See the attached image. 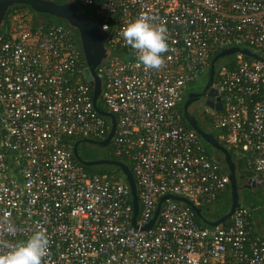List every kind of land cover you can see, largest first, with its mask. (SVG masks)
Returning <instances> with one entry per match:
<instances>
[{
  "label": "built area",
  "instance_id": "2783aa9c",
  "mask_svg": "<svg viewBox=\"0 0 264 264\" xmlns=\"http://www.w3.org/2000/svg\"><path fill=\"white\" fill-rule=\"evenodd\" d=\"M67 1L92 9L109 53L95 68L98 100L115 117L112 153L132 164L136 227L127 182L87 174L73 157L76 139L103 141L111 122L94 110L72 30L34 25L15 11L0 27V241L45 231L42 264H264V239L250 232L245 207L227 225L203 228L190 208L167 199L143 230L162 197L198 206L226 191L228 172L178 109L214 53L239 48L264 58V0ZM141 13L167 29L159 70L140 65L122 35ZM234 55L217 74L221 109L212 127L264 188V61Z\"/></svg>",
  "mask_w": 264,
  "mask_h": 264
},
{
  "label": "water",
  "instance_id": "95a60500",
  "mask_svg": "<svg viewBox=\"0 0 264 264\" xmlns=\"http://www.w3.org/2000/svg\"><path fill=\"white\" fill-rule=\"evenodd\" d=\"M15 4L27 6L31 8L32 10H34L35 12L44 13L49 16L62 19L66 21L68 25H70L71 27L77 30L80 41H81V45H82L83 55H84V58L88 66V74H89L88 77L90 79V85L93 88L92 103H93L94 110L101 117L107 118L111 122L109 133L103 141L98 142L94 140H83L82 143H86L90 147H96L98 149L106 148L109 145L114 135L115 128H116V121H115L114 116L111 113L101 111L97 108V101H98L99 93H100V80L95 73V68L104 59L107 49L103 43V39L101 37V34L99 32V29L97 27L95 20L90 15L86 14L81 9H79L77 5L69 1L64 2L62 4H58L52 0H0V24L3 20L4 14L7 8ZM236 53H239L246 57H251L254 59H259V60L264 61V58H260L256 55H253L247 49L229 48V49H225V50L218 52L211 59L209 63L207 80H206V84H205L202 94L198 96L188 95L184 98L183 103H182L183 118L186 121V123L190 126L192 131H194L201 139H203L207 144H209L214 150L219 151L223 157L222 159H223L224 164L227 167V171L229 175L230 196H231L230 207H229L228 213L216 221H209L203 217L201 210L198 209V207L194 205V203H192L191 201L185 198L165 196L159 199L158 204H157V209L154 213L152 220L147 226L143 227V230H148L154 225L159 215L162 202L167 199H171L173 201H176V202H179L181 204L188 206L194 212L195 216H197L208 227H212V228L219 226L225 220L229 219L233 215L235 210L240 207L238 186H237V179H236V169H235V164L233 163L231 156L229 154V151L215 139L212 133L206 132L202 127L198 125V123L194 120V118L187 113L188 105H190L193 101L200 99L203 96V94H205L209 90L210 86L212 85L214 81V75H215V65L218 62V60L226 58V57H230ZM211 94L217 95L215 91L210 89L208 91V95H211ZM220 109L221 108H218L217 110L219 111ZM78 145L79 143H76L73 146V155L78 161V163H80L82 166H94V165L106 164V165H115L121 169L125 177V181L127 182L130 188V193H131L132 203H133V218H132L131 223L134 227H136L135 220H136V216L138 213L137 189H136V184H135L133 175L130 172L127 165H125L122 162L110 161L106 159H96V160H91V161H84L80 158L78 154V151H77ZM217 160L220 161L221 159H217ZM248 183H249V180L247 181V185ZM259 186L263 187L262 185H259Z\"/></svg>",
  "mask_w": 264,
  "mask_h": 264
},
{
  "label": "trees",
  "instance_id": "16d2710c",
  "mask_svg": "<svg viewBox=\"0 0 264 264\" xmlns=\"http://www.w3.org/2000/svg\"><path fill=\"white\" fill-rule=\"evenodd\" d=\"M52 1H54V2H56L58 4H62L64 2H67V0H52ZM79 9H81L86 14L90 15L97 22L96 17L94 16L93 11H92L91 8H89V7H87V8L86 7H79ZM15 11H23V12L27 13L30 16L31 22L34 25H38V24H44L46 26L56 25V26H65L66 28L71 29L73 34H74L75 44H76L78 50L83 54L81 41H80L78 32H77V30L75 28H73L70 25H68L66 23V21H64L62 19H58V18L49 16V15L44 14V13L35 12L34 10H32L31 8H29L27 6H23V5H20V4H15V5H12V6L8 7L6 12H5V14H4L3 20H2V22L0 24V27H2V28L5 27L6 28L8 26L10 17L13 15V13ZM217 53L218 52H216L213 55H211L210 61ZM234 57H235V55H233L231 57H226V58L218 60V62L216 63L215 67L217 68L219 64H224V65H226L228 67V65H229L228 61L232 60ZM232 67L229 66V68H232ZM205 79L207 80V75H206ZM214 82H215V79H214ZM191 87H193V86H191ZM191 87H189V88H191ZM97 108L99 110H101V111L107 112V110L102 106V103L100 102V100L97 101ZM178 114L180 115L182 124L185 127V129L192 130L190 128V126L186 123V121L184 120L182 112H181V108L178 109ZM104 119L109 121V119H107V118H104ZM207 121H208L207 122V127H205L204 130L206 132H208V133H212L213 136L215 137V139L229 151L231 159H232L233 163L235 164L237 186H238V190H239L241 188L240 184L246 186L247 181L252 179L254 174L252 172H250V170H248L246 168L245 160L243 158L239 157L233 149L231 150L230 148H228L226 146L224 140L221 138V134L222 133L220 131H217V130L213 129V127H212L213 119L208 118ZM83 140H85V139H76L73 142V146L76 143H79V145L77 147V151H78V154H79V156H80V158L82 160H84V161L95 160L97 157L96 158L93 157L94 153L96 151H101L102 155L99 157V159H106V160H110V161L122 162L125 165H127V167L129 168L130 172L132 173V164H131V162L128 159H126L125 157L115 156L112 153L110 144L106 148L98 149L96 147H88V146L84 145V143H82ZM199 140L202 143L201 145L203 147L204 153L209 158L213 159L218 164L223 166L224 169L227 171V167H226V165L223 162V159H222L223 157H222L221 153L219 151H216V150H215L214 153L211 152L207 148L209 144H207L200 137H199ZM98 142H100V141H98ZM215 154L221 156V160L220 161L217 160V158L215 157ZM73 157H74V155H73ZM74 160L79 166L82 167V169L87 174H90V175H93V174H107L114 181H124L125 182V177H124L121 169L119 167L115 166V165H106V164H104V165H94V166H82L80 163H78V161L76 160L75 157H74ZM244 186H242V188ZM248 193L250 194V192H248ZM248 196H250V195L246 194V196H243V198H242L243 202L241 203L242 205L240 204V207H245V208L248 209L247 204L254 200L253 198H249ZM230 198H231V196H230V185H228L226 191L220 197H218L216 199V201H211L209 203H204L202 205H198L197 207H198V209L201 210V213H202L203 217L206 220L216 221V220L220 219L222 216H224L225 214L228 213L229 207H230ZM182 206L186 207V208H189L188 206H186L184 204H182ZM195 221H196V223L199 226H201L203 228H210L206 224H204L197 216H195ZM229 222H230V218L225 220L222 224L223 225H227Z\"/></svg>",
  "mask_w": 264,
  "mask_h": 264
},
{
  "label": "clouds",
  "instance_id": "9594fccd",
  "mask_svg": "<svg viewBox=\"0 0 264 264\" xmlns=\"http://www.w3.org/2000/svg\"><path fill=\"white\" fill-rule=\"evenodd\" d=\"M154 18L141 13L122 32L128 46L136 53L137 62L145 69L159 70L164 64L163 53L169 51L167 29L163 23L156 24ZM4 231L15 233L16 226L11 221L4 222ZM49 247L45 231H35L23 242L0 241V264H42Z\"/></svg>",
  "mask_w": 264,
  "mask_h": 264
},
{
  "label": "flooded vegetation",
  "instance_id": "af4514ba",
  "mask_svg": "<svg viewBox=\"0 0 264 264\" xmlns=\"http://www.w3.org/2000/svg\"><path fill=\"white\" fill-rule=\"evenodd\" d=\"M96 24H97V22H96ZM97 27H98V24H97ZM214 84H215V82L213 81L209 90L212 89L213 91L216 92V87ZM208 91L205 94H203V96L200 99L193 101L187 107V113L190 116H192L194 118V120L198 123V125L200 127H202L203 129L205 127H207L208 118L214 119L216 112H218L217 109L221 108V103L219 102L217 95H214V94L208 95ZM202 92H203V89L200 91H196L193 89V87L189 88L187 93L182 98V101L179 105V108H181V112H182V106H183L182 103H183V100L186 96H188V95L198 96V95L202 94ZM84 145L90 147L86 143H84Z\"/></svg>",
  "mask_w": 264,
  "mask_h": 264
},
{
  "label": "crops",
  "instance_id": "0c3cea01",
  "mask_svg": "<svg viewBox=\"0 0 264 264\" xmlns=\"http://www.w3.org/2000/svg\"><path fill=\"white\" fill-rule=\"evenodd\" d=\"M259 185L250 179L248 185L246 184L247 187L245 186L246 190L250 192L254 199L247 204L249 211L247 221L250 232L264 239V188ZM242 202L241 200L239 203L241 204Z\"/></svg>",
  "mask_w": 264,
  "mask_h": 264
},
{
  "label": "rangeland",
  "instance_id": "374dc122",
  "mask_svg": "<svg viewBox=\"0 0 264 264\" xmlns=\"http://www.w3.org/2000/svg\"><path fill=\"white\" fill-rule=\"evenodd\" d=\"M108 55H109V53L107 52V54L105 55V58H107L108 57ZM233 56V55H232ZM231 57V56H230ZM235 59V57L232 59V60H234ZM225 62V61H224ZM216 66V65H215ZM222 66H225L224 64H219L218 65V67L216 68L215 67V75H214V79H215V87H216V82H217V74L220 72V70L223 68ZM206 77H203L200 81H198V82H196L195 84H194V86H193V89L194 90H196V91H200V90H202V89H204V87H205V84H206V79H205ZM201 143V142H200ZM202 144V143H201ZM205 146V145H204ZM211 152H215V150L210 146V145H208V147H207ZM91 150V149H90ZM102 155V152L101 151H96L95 153H94V155H93V157H97L96 159H99V157ZM215 157L217 158V159H221V156H219V155H217V154H215ZM95 159V160H96ZM242 186H244V185H241L240 184V189L238 190V195H239V201H241L242 200V198H243V196H246V194L247 195H250V196H248L249 198H252L253 196L251 195V194H249L248 193V191L245 189V186L242 188Z\"/></svg>",
  "mask_w": 264,
  "mask_h": 264
}]
</instances>
